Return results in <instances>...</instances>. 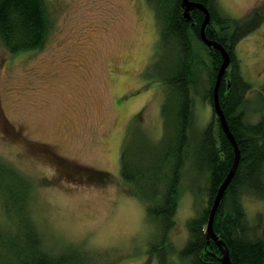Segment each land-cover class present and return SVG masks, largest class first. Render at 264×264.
Masks as SVG:
<instances>
[{"label": "rangeland", "instance_id": "obj_1", "mask_svg": "<svg viewBox=\"0 0 264 264\" xmlns=\"http://www.w3.org/2000/svg\"><path fill=\"white\" fill-rule=\"evenodd\" d=\"M45 1L50 29L44 44L21 54L0 47V159L31 182L32 215L48 250L79 246L100 251L108 264H160L148 254L159 241L156 223L145 217V205L131 197L120 174L125 151L146 150L152 163L165 150L161 108L167 87L161 93L156 78L168 59L156 52V17L143 0ZM260 8L264 0H215L216 14L234 25ZM242 36L226 71L236 62L251 88L247 100L260 105L264 22ZM204 46L198 43L193 61L199 74L210 63ZM203 71L199 89L192 90L199 129L217 119L203 99ZM255 104L249 108L258 112ZM186 178L169 235L178 250L195 211ZM242 203L251 220L261 221L264 202ZM259 226L264 229V222Z\"/></svg>", "mask_w": 264, "mask_h": 264}, {"label": "trees", "instance_id": "obj_2", "mask_svg": "<svg viewBox=\"0 0 264 264\" xmlns=\"http://www.w3.org/2000/svg\"><path fill=\"white\" fill-rule=\"evenodd\" d=\"M190 1L209 11L206 36L220 44L231 60L242 35L264 22L260 15L263 8L248 22L234 25V21L216 14L215 0ZM143 3L156 17L161 43L156 52H165L168 59V66L164 65L156 78L157 83H163L161 93L167 87L161 108L165 150L152 163L146 150L125 151L120 174L131 197L136 195L145 205L142 208L145 217L156 223L153 237L159 241L151 244L148 254L157 256L160 264H222L218 258L222 256L221 250H227L231 264H264V229L259 226L264 216L261 221L251 220L242 203L247 198L264 202V88L261 104H250L247 100L250 85L244 81L235 61L218 87L219 106L239 151L238 163L214 216L213 230L222 242L219 247L207 240V222L219 190L232 170L235 152L218 118L201 129L195 119L192 90L199 89L198 76L201 78L203 69L200 74L196 72L198 68L193 61L198 43L204 46L200 33L205 16L202 11L193 10L191 19L186 21L182 0H143ZM49 29L45 0H0V47L8 52L38 50ZM204 49L209 53L210 63L204 70L207 85L202 95L213 105L223 59L216 48L204 46ZM254 104L258 112L249 108ZM252 115L261 117L252 120ZM141 145L145 148L150 144ZM184 175L189 177L186 179L194 195L195 211L186 222L187 240L178 250L169 235L175 227L179 185ZM31 189L28 179L0 159V264H108L100 251L93 253L85 247L48 250L32 215Z\"/></svg>", "mask_w": 264, "mask_h": 264}, {"label": "water", "instance_id": "obj_3", "mask_svg": "<svg viewBox=\"0 0 264 264\" xmlns=\"http://www.w3.org/2000/svg\"><path fill=\"white\" fill-rule=\"evenodd\" d=\"M182 7L184 10V18L186 21H189L191 19L190 12L195 10V9L200 10L204 13L205 18H204L203 24L201 26V33H200L201 39L204 43L207 44L208 47L216 48L221 53V56L223 59L222 65H221L219 72H218V75H217L215 87H214L213 112L217 116L219 123H220V126L222 127L223 131L225 132L226 137L228 138V140L230 141L231 145L234 148L235 159H234V164H233L232 170L230 171V174L226 178L224 184L221 186V188L219 190V194L217 195V197L214 201V204L211 208L210 216H209V219L207 222V229H206L207 240L211 239L213 242L216 243L217 246L221 247L222 242L215 235L214 230H213L214 216H215L217 206L220 203V200L222 198L224 189L227 187L228 183L230 182V179L232 177V174L236 168V165H237L238 159H239V151H238L237 145L235 143L234 138L232 137V134L230 133V131L226 125V121L224 119L222 110L220 109V106H219L218 95H217L219 84L221 82V79H222L224 72L226 71V68L228 67L230 58H229L228 54L226 53V51L222 48V46H220V44H218L217 42L210 41L205 35L204 30H205V27L208 25L209 20H210V15H209L208 10L203 5H201L199 3L191 2L190 0H182ZM221 254H222V256L220 258H218V260L222 264H231L229 257H228L227 250H221Z\"/></svg>", "mask_w": 264, "mask_h": 264}, {"label": "bare ground", "instance_id": "obj_4", "mask_svg": "<svg viewBox=\"0 0 264 264\" xmlns=\"http://www.w3.org/2000/svg\"><path fill=\"white\" fill-rule=\"evenodd\" d=\"M210 22V21H209ZM209 24V23H208ZM230 58V57H229ZM214 93V92H213ZM214 95V94H213ZM218 122H219V120H218ZM220 124V123H219Z\"/></svg>", "mask_w": 264, "mask_h": 264}]
</instances>
